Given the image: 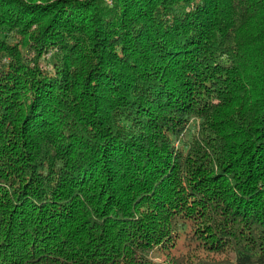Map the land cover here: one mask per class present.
<instances>
[{"label":"trees","instance_id":"1","mask_svg":"<svg viewBox=\"0 0 264 264\" xmlns=\"http://www.w3.org/2000/svg\"><path fill=\"white\" fill-rule=\"evenodd\" d=\"M224 263L264 264V0H0V264Z\"/></svg>","mask_w":264,"mask_h":264},{"label":"rangeland","instance_id":"2","mask_svg":"<svg viewBox=\"0 0 264 264\" xmlns=\"http://www.w3.org/2000/svg\"><path fill=\"white\" fill-rule=\"evenodd\" d=\"M178 244L176 249H172L171 253H173L174 255H182L184 253H186L187 251H189V241L188 238L185 236H182L180 239L177 240L176 242ZM179 249V250H177ZM155 260L158 262H163L167 259L166 255L162 252H158L156 253V255L154 256ZM201 257L206 258L207 254L206 253H202ZM210 257H216V261H223V262H228V257L226 255L224 256H210ZM225 264V263H224Z\"/></svg>","mask_w":264,"mask_h":264}]
</instances>
